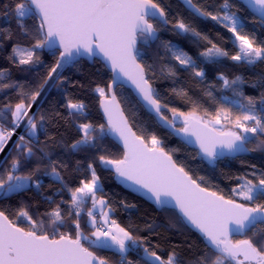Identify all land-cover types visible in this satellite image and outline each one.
<instances>
[{
  "label": "snow or ice",
  "instance_id": "6c2138e0",
  "mask_svg": "<svg viewBox=\"0 0 264 264\" xmlns=\"http://www.w3.org/2000/svg\"><path fill=\"white\" fill-rule=\"evenodd\" d=\"M183 2L193 16L216 21L232 33L239 42L237 53L230 55L226 49L219 47L184 19H169L165 9L153 0H15L12 8L22 31L31 35L25 26L26 18H38V24L35 29L34 44L31 47L16 45L12 52L18 57L19 64L35 65L41 63L37 49L45 47L51 49L59 45L62 51L55 66L50 69L45 84L52 79V74L58 68L69 63L76 55L103 54L114 71L118 70L132 81L142 99L161 121L175 132L195 136L200 149L211 160L214 161L226 153L236 156L255 151L254 148L249 149L248 144L252 142L253 137L264 138V107L258 109L257 101L252 96L244 97L247 103L239 105L241 115L233 121V127L243 129L244 134L215 128V125L220 123L221 117L224 120L230 119V110L224 107L219 108L214 118L207 123H204L194 111L185 114L178 113L173 108L170 110L173 118L177 115L186 116L183 121L184 127L180 129L176 128L173 120H169L163 114L162 109H167L168 106L161 103L158 94L145 76V66L137 59L140 56V50L136 47L138 36L147 45L150 41L159 39L158 33L163 26L171 24L178 34H190L210 45L199 54L205 62L216 63L222 58H230L233 61L254 65L257 61L264 60V45H256L255 38H249L244 33L243 23L237 13L231 10L235 5L230 3V0H223L219 10L216 11L209 10L198 0H183ZM243 2L260 14L261 23L264 24V0H243ZM7 38L11 39V36ZM162 46L184 69L191 70L197 77H204L203 69L199 68L182 48L171 42H164ZM148 70H151V66ZM167 72L171 76L176 75L175 68H168ZM3 75L4 72L0 70V78ZM221 79L225 87L242 83L240 77L229 80L221 76ZM14 86L4 84L0 87ZM42 89L43 85H41ZM95 91L101 97H105L102 107L107 116L108 131L119 136L125 149L122 159L112 160L102 155L99 157L100 162L104 165H113L119 177L147 189L157 203L163 205L166 203L165 198H174L181 212L203 234L215 253L214 256L202 254L190 264H264V170L260 171L259 176L253 171L252 178L247 174L236 177L239 183L232 192L248 203H237L234 199H226L223 195L202 187L196 179H193L184 167L178 165L172 155L165 151L162 140L155 134H148L145 137L143 133L137 135L133 132L122 110L116 105L114 95L109 100L103 87L98 86ZM28 95L35 101L40 91ZM236 95L244 96L240 92ZM259 104L264 105V94L261 95ZM66 107L70 115H82L85 109L82 102L74 103L72 100L67 101ZM6 108L11 110V105H7ZM30 108L31 104L27 106L23 102L16 104L14 110H11V126L0 124V153L4 152L8 141L27 118L28 138L20 135L18 141L14 143L25 157L34 155L33 147L29 145L33 141L38 142V131L43 130L45 117L40 116L37 121L35 115H29ZM4 118L3 113L0 112V119ZM79 129L82 137L72 144L73 149H78L81 145L94 147L96 132L99 131L101 137L105 134L104 124L97 127L91 123H82L79 124ZM261 144H264V139H261ZM19 166L20 160L14 159L12 171L6 173V179L4 175H0V194L7 195L17 191L24 187L25 182L32 180L31 175L13 174ZM252 167L255 168V165ZM89 168L92 169L91 181L83 183L74 190L69 189L72 199L71 208L67 213L62 215L57 206L48 214L53 225L50 234L43 227L38 226L37 221L33 220L25 210H21L17 218L24 217L31 221L32 230L17 226L0 211V264H108L106 259L89 251L82 240L88 241L91 246L97 248L119 252L122 264H133V261L127 258V253L130 249L137 248H142L145 253L144 264H182L175 250L169 252L166 257L159 255L155 250L150 251L149 248L143 247L140 238L134 237L115 220L108 218V213L104 209L106 207L112 209L105 200L97 199V192L101 190L97 183L99 177L91 165ZM50 175L58 181H63V177L55 167V162ZM35 183L37 187L40 186L39 180ZM85 197L90 198L93 205L92 209L87 210L86 215L91 226L95 228L91 234L95 239L83 235L81 229L80 211ZM96 209L103 217L104 224H110V227L96 226L94 213ZM69 217H74L71 219V224L74 226L75 238L58 230ZM43 223L40 221V225ZM249 233L251 238L235 241L231 238L233 235L248 237Z\"/></svg>",
  "mask_w": 264,
  "mask_h": 264
},
{
  "label": "trees",
  "instance_id": "16d2710c",
  "mask_svg": "<svg viewBox=\"0 0 264 264\" xmlns=\"http://www.w3.org/2000/svg\"><path fill=\"white\" fill-rule=\"evenodd\" d=\"M15 0H0V70L4 72L0 78V86L4 84L15 85L14 87H0V112L4 119L0 124L6 127L11 126V110L15 105L23 102L26 106L31 104L29 93L41 90V85L48 78V73L55 66L60 52L57 50L46 51L37 49L41 63L35 65H21L18 57H15L12 49L16 45L31 47L35 42V29L38 18H26L25 26L31 35H27L18 26L12 8ZM168 13L169 19H184L198 31L207 35L219 47L226 49L230 55L237 53V43L232 33L216 21L203 17H195L191 12L177 0H153ZM209 10H219L223 0H198ZM235 7L232 11L240 17L244 33L249 38H255L256 45H264V24L254 16L242 3L237 0H230ZM8 5V7H5ZM153 22V21H151ZM11 36V39L7 38ZM164 42H171L173 45L182 48L190 55L199 68L203 69V78L197 77L191 70H186L179 63L171 58V55L162 46ZM210 47L206 41L192 37L190 34H178L171 24L163 26L159 32V39L147 45L139 37L140 56L139 62L146 68V75L155 92L158 94L162 104H167L163 114L169 120L175 122L180 129L182 124L175 121L171 109L178 113L188 114L195 112L204 122L214 118L219 108L224 107L230 110V119L224 120L221 117L220 130H233L243 133V129L233 127V121L241 115L239 105L246 104L244 97L252 96L257 101V108L264 107L259 101L264 94V60H259L254 65L243 61L237 62L230 58H222L216 63L205 62L199 54ZM10 57H12L10 59ZM151 66V70L148 67ZM168 68H175L176 75L168 74ZM221 76L229 80L240 77L242 83L233 87H225ZM112 82V75L100 60L88 62L80 60L69 66L61 75L49 95L42 103L35 115L39 121L44 116L43 130L38 131L39 140L33 141L34 155L25 157L16 147L10 152L0 167V175L12 171V161L20 160V166L13 172L14 175H31L30 185L19 191L8 195L0 194V211L4 212L17 226L25 230H32L31 221L19 217V212L25 210L37 221L38 226L43 227L49 234L53 231V225L48 215L59 206L61 214L65 215L71 208V192L69 189H76L83 183L92 179V169H95L99 177L101 190L97 192V199H104L110 206L111 220L125 228L134 237L140 238L143 247L155 250L159 255L166 257L173 250L178 253L182 264H190L198 256L207 253L214 256V251L206 244L205 239L198 233L192 231L179 217L176 211L157 208L134 193L125 190L115 178V175L107 169V165L100 162L99 157L107 159H122L124 152L111 140L108 135V127L100 110V102L103 97L95 89L103 87L106 94ZM243 93L244 96H237L236 93ZM211 93V95H208ZM118 100L130 122L131 127L137 135L142 133L155 134L162 140V147L172 155L178 165L183 166L189 175L196 179L202 187L209 191L217 192L226 199L231 198L237 203H248L232 192L238 186L236 177L248 175L255 171L257 176L264 170V144L261 139L252 138L248 144L249 149L245 156L237 158H217L214 161H207L200 156L199 152L176 138L169 130L163 128L157 119L150 114L135 98L133 93L124 87L116 90ZM82 102L85 105L82 115H70L66 107L67 101ZM239 105L236 106L234 103ZM11 105V110L6 108ZM179 116V115H177ZM184 117V116H183ZM91 123L97 127L105 125V134L101 137L96 132L97 139L95 146L81 145L73 149L72 144L81 139L82 133L79 124ZM251 124V122H246ZM38 129L40 124L38 123ZM23 135L28 138L27 131ZM251 136V134H246ZM53 162L63 181H58L50 175ZM255 165V168L252 166ZM39 169V171H37ZM203 177V180L199 178ZM39 180L40 186H36ZM85 202L80 211V224L82 233L95 239L91 234L95 231L89 223L87 210L91 209L92 201L85 197ZM109 208V207H108ZM69 217L64 225L58 230L75 238L74 226ZM40 221L44 223L40 225ZM110 225V224H109ZM96 226L98 223L96 220ZM58 238V237H57ZM251 238L239 236L236 239ZM259 237H257L258 239ZM95 255L104 258L108 264H122L120 253L115 250L103 249L91 246L88 241H83ZM145 253L142 248L130 249L127 258L133 264H144Z\"/></svg>",
  "mask_w": 264,
  "mask_h": 264
},
{
  "label": "water",
  "instance_id": "95a60500",
  "mask_svg": "<svg viewBox=\"0 0 264 264\" xmlns=\"http://www.w3.org/2000/svg\"><path fill=\"white\" fill-rule=\"evenodd\" d=\"M179 1L186 10H188L189 12H191V10L184 4L183 0H177ZM238 2L242 3L254 16H256L258 19L261 20V16L258 12L253 11V9L249 6L246 5V3L243 2V0H237ZM151 22V21H150ZM159 36V33H158ZM155 41H150L151 43L156 42ZM136 47H139V36L137 37V44ZM46 51H53V50H57L59 52L62 51L61 48H59V45H57L55 48H51L49 49L48 47L44 48ZM100 60L104 66L108 69V71L111 73L112 75V82L109 86L108 89V95L107 98L110 100L112 98V96H115V102L116 105L122 110L124 116L127 118L119 100L116 94V90L118 87H124L129 89L133 95L135 96V98L140 102V104L150 113L152 114L158 121V123L165 129L169 130L176 138H178L180 141H182L183 143H185L187 146L191 147L192 149H195L199 152L200 156L203 157L205 160L211 162L213 160H211L209 157H207L202 150L200 149L199 146V142L196 140L195 136L192 135H186L183 132H175L170 126H167L165 124L164 121H161L159 119V117L157 116V114L147 105V103L142 99L141 94L139 93V91L137 90V88L135 87V85L132 83L131 80H129L127 77H125L122 73H119L118 70L114 71L111 63L103 56V54L97 53V54H83V55H76L75 58L73 60H71L69 63L65 64L63 67L58 68L57 71L55 73L52 74V79L48 80L47 84L43 85V89L40 90V95L38 97H36L35 101H33L31 103V108L29 110V115H36V113L38 112V110L40 109L42 103L44 102V100L46 99V97L49 95V93L51 92V90L53 89V87L56 85V83L58 82V80L60 79L62 73L71 65L79 62L80 60H86L88 62H93L94 60ZM138 62H139V58ZM140 63V62H139ZM145 76L147 78L146 72H145ZM115 79V83H113V80ZM153 87V86H152ZM154 89V88H153ZM105 99V97H103L101 99L100 102V110L101 113L105 119L106 125L108 127L107 124V116L104 113L103 107H102V101ZM166 109H162V111H165ZM27 119V118H26ZM26 119L25 122L21 124V127L19 129H17L16 134H14L12 136V139L8 141L7 145L5 146L4 152L0 153V167L1 165L4 163V161L6 160V158L8 157V155L10 154V152L13 150V148L15 147V143L16 141H18V137L20 135H23V133H25L26 130ZM184 117L183 116H176L175 117V121L179 122L180 124H182V128L184 127L183 121H184ZM128 124L130 125V122L127 118ZM204 122V121H203ZM206 123V122H204ZM210 126V125H209ZM212 127V126H210ZM177 128V127H176ZM132 131L135 132L133 130V128L131 127ZM178 129V128H177ZM136 133V132H135ZM108 135L111 138V140H113L114 143H116V145H118L123 152H125L124 149V145L122 140L119 138V136L114 133V132H109L108 131ZM247 154V152L244 153H240L236 156H233L231 154H225L220 156L219 158H237V157H242L245 156ZM108 170H110L116 178V181L127 191L136 194L137 196L141 197L142 199H144L145 201L149 202L150 204L154 205L157 210H161L163 208L168 209V210H174L177 212V214L179 215V217L183 220V222L194 232L198 233L200 236H203V234L187 219L186 216H184V214L181 212L179 206L176 204L174 198L172 197H167L166 199V203H164L163 205L160 203H157V201L155 200L154 196L147 190L142 188L140 185H136L134 184L132 181H128L123 177H119L118 174L115 172V168L113 165H107L106 166ZM241 235H233L231 238L234 239L236 237H239ZM205 239V238H204ZM206 244L208 245L206 239H205ZM210 248L211 246L208 245ZM90 251V250H89Z\"/></svg>",
  "mask_w": 264,
  "mask_h": 264
},
{
  "label": "rangeland",
  "instance_id": "374dc122",
  "mask_svg": "<svg viewBox=\"0 0 264 264\" xmlns=\"http://www.w3.org/2000/svg\"><path fill=\"white\" fill-rule=\"evenodd\" d=\"M236 43L238 44L239 42L238 41H236ZM106 95H108V93L106 94ZM236 106H238L239 104L237 103V102H235L234 103ZM184 118H186V116H184ZM202 119V118H201ZM173 120V119H172ZM203 121V120H202ZM174 122V121H173ZM208 122V121H207ZM206 122V123H207ZM175 123V122H174ZM210 126H212V125H210ZM221 124L219 123V124H216L215 125V128L216 129H218V130H220V128H221ZM227 131H229V130H227ZM233 131V130H232ZM98 182V184L100 185V183H99V180L97 181ZM30 185V183H29V181L28 182H25V184H24V187H22V188H20L19 190H21V189H23V188H26V187H28ZM100 188H101V186H100ZM19 190H17V191H19ZM14 192H16V191H14ZM13 193V192H12ZM10 194V193H9ZM8 195V194H7ZM104 200V199H103ZM92 207H93V205H92ZM92 207H91V209H92ZM104 211L105 212H107L108 213V218L111 220V216H110V210H109V208L108 207H106L105 209H104ZM94 213H98V209H96V210H94ZM100 220H101V222L102 223H104V221H103V217L102 216H100ZM88 223H89V219H88ZM90 224V223H89ZM91 225V224H90ZM84 235V234H83ZM234 241V240H233Z\"/></svg>",
  "mask_w": 264,
  "mask_h": 264
},
{
  "label": "built area",
  "instance_id": "2783aa9c",
  "mask_svg": "<svg viewBox=\"0 0 264 264\" xmlns=\"http://www.w3.org/2000/svg\"><path fill=\"white\" fill-rule=\"evenodd\" d=\"M96 220H97V223H98V227H101V226H103L104 228L109 227V226H107V225H105V224H102V223L100 222V220H99V217H97V215H96Z\"/></svg>",
  "mask_w": 264,
  "mask_h": 264
},
{
  "label": "crops",
  "instance_id": "0c3cea01",
  "mask_svg": "<svg viewBox=\"0 0 264 264\" xmlns=\"http://www.w3.org/2000/svg\"><path fill=\"white\" fill-rule=\"evenodd\" d=\"M98 183V182H97ZM96 215H97V217H99V220H100V215L98 214V213H95ZM100 222H101V220H100ZM102 223V222H101ZM102 224H104V223H102ZM107 226H111V225H107Z\"/></svg>",
  "mask_w": 264,
  "mask_h": 264
}]
</instances>
